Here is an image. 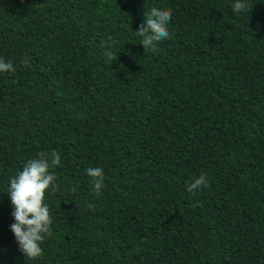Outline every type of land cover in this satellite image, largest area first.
<instances>
[{"label": "trees", "instance_id": "16d2710c", "mask_svg": "<svg viewBox=\"0 0 264 264\" xmlns=\"http://www.w3.org/2000/svg\"><path fill=\"white\" fill-rule=\"evenodd\" d=\"M234 3L0 0V264H264V0ZM152 7L172 11L155 51L136 32ZM53 151L30 260L6 193Z\"/></svg>", "mask_w": 264, "mask_h": 264}, {"label": "clouds", "instance_id": "9594fccd", "mask_svg": "<svg viewBox=\"0 0 264 264\" xmlns=\"http://www.w3.org/2000/svg\"><path fill=\"white\" fill-rule=\"evenodd\" d=\"M249 7L247 0H235L233 11L242 12ZM172 19V11L168 8L152 7L145 12L144 22L139 26L138 35L142 38L140 45L144 50L155 51L157 42L170 38L168 25ZM105 56L109 62L117 59V54L106 51ZM21 63L28 66L30 60L24 57ZM12 62H6L0 58V73L15 72ZM61 157L58 152L51 153V161L45 153H40L39 158L28 160L23 170L10 181V187L6 193L14 207L12 216L15 223L10 228L19 244L21 252L30 260L41 257L43 252L41 244L46 236L51 235L53 223L49 206L45 203L46 192L55 189L57 177L50 172V168L59 165ZM87 175L92 178L93 190L97 196L101 194L104 186V173L99 167L88 168ZM207 184L204 174L194 178L187 186L188 192L202 190ZM91 207V205L89 206Z\"/></svg>", "mask_w": 264, "mask_h": 264}]
</instances>
